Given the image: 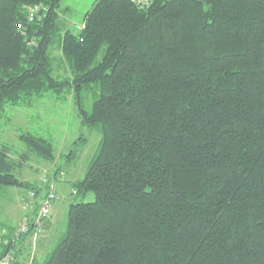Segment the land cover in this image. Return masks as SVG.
<instances>
[{
  "label": "trees",
  "instance_id": "trees-1",
  "mask_svg": "<svg viewBox=\"0 0 264 264\" xmlns=\"http://www.w3.org/2000/svg\"><path fill=\"white\" fill-rule=\"evenodd\" d=\"M61 3L0 0V117L69 88L102 136L65 233L32 264H264V0H96L78 32ZM57 51L71 80L54 77ZM20 138L54 157L48 139ZM15 172L0 150V197L33 202L25 231L4 226L0 258L24 264L51 185Z\"/></svg>",
  "mask_w": 264,
  "mask_h": 264
},
{
  "label": "rangeland",
  "instance_id": "rangeland-1",
  "mask_svg": "<svg viewBox=\"0 0 264 264\" xmlns=\"http://www.w3.org/2000/svg\"><path fill=\"white\" fill-rule=\"evenodd\" d=\"M95 1L62 0L59 10L62 29L69 28L78 32V27L83 24ZM59 55V51L53 53L56 58L54 77L71 80L69 65L60 60ZM84 98L85 110L91 111L92 96L86 94ZM25 134L51 141L54 157L50 160L33 152L21 141V135ZM101 138L97 130L81 126L74 94L69 88L60 94L48 93L30 107H6L0 117V150H7L13 158L16 176L21 181L41 187L50 183V189L55 188L57 191L48 230L44 229L42 234L31 237L22 246V263L32 264L33 258L43 261L65 233L69 206L81 199L72 195V184L85 177L91 160L99 150ZM84 200L93 202L95 195L91 193ZM32 212L33 202L29 191L22 188L9 189L5 196L0 197V235L5 233L4 226L23 231L24 222Z\"/></svg>",
  "mask_w": 264,
  "mask_h": 264
},
{
  "label": "built area",
  "instance_id": "built-area-1",
  "mask_svg": "<svg viewBox=\"0 0 264 264\" xmlns=\"http://www.w3.org/2000/svg\"><path fill=\"white\" fill-rule=\"evenodd\" d=\"M131 1L140 8H147L150 5H152L156 0H131ZM56 200H57V191L55 188H52L49 192L48 197L43 203L39 218L36 221L35 236H38L43 232L45 222L51 217L53 213L54 203ZM25 230L26 227H23V231ZM0 264H11V261L9 257L0 258Z\"/></svg>",
  "mask_w": 264,
  "mask_h": 264
},
{
  "label": "crops",
  "instance_id": "crops-1",
  "mask_svg": "<svg viewBox=\"0 0 264 264\" xmlns=\"http://www.w3.org/2000/svg\"><path fill=\"white\" fill-rule=\"evenodd\" d=\"M46 230H48V229H46ZM45 233H46V231H45Z\"/></svg>",
  "mask_w": 264,
  "mask_h": 264
},
{
  "label": "bare ground",
  "instance_id": "bare-ground-1",
  "mask_svg": "<svg viewBox=\"0 0 264 264\" xmlns=\"http://www.w3.org/2000/svg\"><path fill=\"white\" fill-rule=\"evenodd\" d=\"M55 211V210H54ZM54 214V213H53Z\"/></svg>",
  "mask_w": 264,
  "mask_h": 264
}]
</instances>
